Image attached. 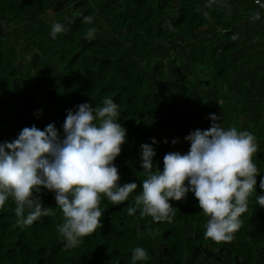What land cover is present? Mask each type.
<instances>
[{
    "label": "trees",
    "instance_id": "trees-1",
    "mask_svg": "<svg viewBox=\"0 0 264 264\" xmlns=\"http://www.w3.org/2000/svg\"><path fill=\"white\" fill-rule=\"evenodd\" d=\"M57 21L65 29L52 38ZM105 96L126 128L114 160L120 183L134 180L139 192L142 143L155 138L162 167L164 154L187 152L184 137L216 113L223 126L254 134L256 191H264V9L253 0H0V142L33 124L60 129L67 110ZM42 202L53 212L30 226L16 223L11 198L0 207V264H132L137 245L149 254L136 264H264L255 193L226 242L204 236L207 217L191 192L170 199L174 214L162 222L102 196L101 226L73 248L57 230L54 194L42 192Z\"/></svg>",
    "mask_w": 264,
    "mask_h": 264
},
{
    "label": "clouds",
    "instance_id": "clouds-1",
    "mask_svg": "<svg viewBox=\"0 0 264 264\" xmlns=\"http://www.w3.org/2000/svg\"><path fill=\"white\" fill-rule=\"evenodd\" d=\"M251 18L259 19L260 11H253ZM64 29L61 22L53 23L51 37ZM94 31L87 35L92 37ZM118 109L110 96L95 105L85 101L74 111L67 110L60 129L54 123L43 129L33 124L24 126L14 139L0 142V207L11 198L16 223L30 226L52 214L54 208L43 204L42 192L53 193L63 214L56 227L66 248L79 245L101 226L102 196L112 205L127 201L129 215L139 209L141 216L162 222L174 214L170 199L179 201L191 192L207 217L204 236L216 242L234 238L253 193L257 205L264 208V191H256L259 170L253 160L258 151L254 134L223 126L216 113H209L208 128H196L184 137L190 144L187 152H166L162 167L154 162L155 138L142 143L144 178L139 192L134 180L120 183L114 160L126 141V128L119 122ZM259 188L264 190V176ZM130 253L132 264L146 260L149 254L141 245Z\"/></svg>",
    "mask_w": 264,
    "mask_h": 264
},
{
    "label": "built area",
    "instance_id": "built-area-1",
    "mask_svg": "<svg viewBox=\"0 0 264 264\" xmlns=\"http://www.w3.org/2000/svg\"><path fill=\"white\" fill-rule=\"evenodd\" d=\"M253 1H254V4H255L256 6H258V7L261 8V9H264V6H262V5H264V0H260L259 3L257 2V0H253Z\"/></svg>",
    "mask_w": 264,
    "mask_h": 264
}]
</instances>
